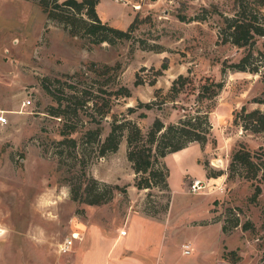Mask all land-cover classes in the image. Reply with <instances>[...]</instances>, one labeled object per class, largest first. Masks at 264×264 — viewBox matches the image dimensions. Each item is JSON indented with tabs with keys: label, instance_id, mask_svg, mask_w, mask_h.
Wrapping results in <instances>:
<instances>
[{
	"label": "rangeland",
	"instance_id": "1",
	"mask_svg": "<svg viewBox=\"0 0 264 264\" xmlns=\"http://www.w3.org/2000/svg\"><path fill=\"white\" fill-rule=\"evenodd\" d=\"M234 9V0H98L105 22L125 29L137 20L128 37L97 41L84 30L83 14L74 33L39 0H0V264H264V179L227 177L235 148L264 144L263 132L233 122L243 104L264 109L252 101L264 97L259 74L227 66L243 52L218 35L222 15ZM179 74L195 84L222 79L223 86L201 103L190 86L172 100ZM151 101L150 108L139 104ZM68 102L67 116L51 113ZM182 104L208 110L212 128L205 143L160 158L169 191L136 187L125 133L105 154L81 143L89 127H100L103 139L114 117L134 120L145 133L156 116L176 121ZM66 122L76 130L63 134ZM90 177L118 187H103L99 203L73 199L70 185L78 181L97 188ZM195 178L203 186L192 191ZM71 230L81 239L59 252Z\"/></svg>",
	"mask_w": 264,
	"mask_h": 264
},
{
	"label": "trees",
	"instance_id": "2",
	"mask_svg": "<svg viewBox=\"0 0 264 264\" xmlns=\"http://www.w3.org/2000/svg\"><path fill=\"white\" fill-rule=\"evenodd\" d=\"M97 2L98 0H61L60 2L57 0H39L43 11L47 13L48 17L59 20L71 32L75 33L73 24L78 18L76 14H83L85 17L80 15L79 19L84 22V30L90 34H96L97 41H113L116 37H128L135 26L137 15L133 17L125 29L119 28L101 20L95 7ZM234 2L233 14H223L221 17L222 23L218 26V35L222 42H230L237 47H242L243 52L236 61L229 63L227 66H231L235 70L257 73L264 82V39L260 46L257 45L258 38L264 37V0H234ZM225 69L226 66H223L222 70ZM186 86H190L187 93L193 95L194 101L201 103L205 99L209 100L219 92L223 86V80L211 78L209 82L195 84L191 76L179 74L173 79L170 87L169 92L172 100ZM121 89L124 90V94H129L127 87L122 86ZM71 96H75V93H71ZM252 101L264 103V97L255 96ZM153 103L154 101L140 102L139 104L150 108ZM68 104L69 102L63 107H58L57 110L51 109L50 111L54 115L65 117L70 108ZM180 107L184 109V113L176 121L164 123L160 117L156 116L145 133L134 120L127 117H114L110 130L103 139L100 138V127H89L83 133L81 143L90 142L95 144L100 154H105L118 148L125 133L126 156L136 173V187L151 188L158 186L162 190L169 191L168 169L160 158L169 152L174 151L175 153L183 149L192 141L200 144L205 143L212 128L208 110H202L199 105H195L192 109L191 105L185 107L182 104ZM128 110L132 112L134 107L129 106ZM72 111L76 114V107L72 108ZM139 115L146 116V113L141 111ZM233 122L245 131L264 133V109L260 107L248 109L243 104L239 109L234 110ZM64 125L65 127L61 129L63 134L76 130L75 124L69 125L66 122ZM61 140L69 141L73 146L77 141L73 137H65ZM227 169L228 178L239 175L252 182L264 179V144L253 150L244 146L235 148L230 154ZM82 174L87 176L85 170H82ZM218 174L220 173H210L208 176ZM90 179L97 186L95 190L81 181H78V185H70V193L73 199H79L87 203H99L104 200L103 187H118V184H107L94 177H90ZM259 188V185L255 184L254 194H257ZM169 199L170 194L167 195L165 205H168Z\"/></svg>",
	"mask_w": 264,
	"mask_h": 264
},
{
	"label": "built area",
	"instance_id": "3",
	"mask_svg": "<svg viewBox=\"0 0 264 264\" xmlns=\"http://www.w3.org/2000/svg\"><path fill=\"white\" fill-rule=\"evenodd\" d=\"M125 1H127V0H125ZM133 6L135 8H138L139 5L137 3H133ZM30 102H31V99L27 98L26 100L22 101V105L27 106ZM5 122H6V116L0 112V123L3 124ZM202 186H203L202 181L199 178L193 179L190 183V189L192 191H196L197 189L201 188ZM119 233L121 235L125 234L126 230L124 228H122V229H120ZM81 237L82 236L80 235L79 231L71 230L69 232V234L66 237H64V239L62 241L58 242V244H57L58 251L62 252V253L69 251L71 249L72 245L74 244L75 240H80ZM190 250H191V247L189 246L188 243L182 244V252L183 253H189Z\"/></svg>",
	"mask_w": 264,
	"mask_h": 264
},
{
	"label": "crops",
	"instance_id": "4",
	"mask_svg": "<svg viewBox=\"0 0 264 264\" xmlns=\"http://www.w3.org/2000/svg\"><path fill=\"white\" fill-rule=\"evenodd\" d=\"M97 4V3H96ZM96 7V6H95ZM100 17V16H99ZM101 18V17H100ZM132 19V16H131V18H130V20ZM101 20H103L102 18H101ZM104 21V20H103ZM211 177H209V178H207L208 180L210 179ZM126 233H127V231H126ZM125 233V234H126ZM125 234H122V235H125Z\"/></svg>",
	"mask_w": 264,
	"mask_h": 264
},
{
	"label": "clouds",
	"instance_id": "5",
	"mask_svg": "<svg viewBox=\"0 0 264 264\" xmlns=\"http://www.w3.org/2000/svg\"><path fill=\"white\" fill-rule=\"evenodd\" d=\"M3 231H4V230L0 229V235H3Z\"/></svg>",
	"mask_w": 264,
	"mask_h": 264
}]
</instances>
